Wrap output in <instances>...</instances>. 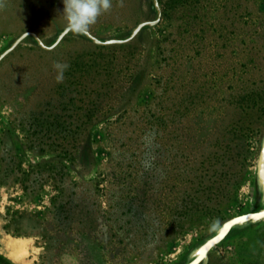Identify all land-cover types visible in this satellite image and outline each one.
I'll use <instances>...</instances> for the list:
<instances>
[{
  "label": "rangeland",
  "instance_id": "rangeland-1",
  "mask_svg": "<svg viewBox=\"0 0 264 264\" xmlns=\"http://www.w3.org/2000/svg\"><path fill=\"white\" fill-rule=\"evenodd\" d=\"M157 1L97 45L62 0H4L0 238L24 264H190L247 215L198 264H264V0ZM155 18L113 0L87 34Z\"/></svg>",
  "mask_w": 264,
  "mask_h": 264
},
{
  "label": "clouds",
  "instance_id": "clouds-1",
  "mask_svg": "<svg viewBox=\"0 0 264 264\" xmlns=\"http://www.w3.org/2000/svg\"><path fill=\"white\" fill-rule=\"evenodd\" d=\"M64 32L72 35H86L99 18L112 11L113 0H62ZM118 6L123 7V0H118ZM5 7L4 0H0V9ZM56 72L55 80L63 83L64 73L69 68L67 63L55 61L52 65ZM214 222L213 227L215 224Z\"/></svg>",
  "mask_w": 264,
  "mask_h": 264
},
{
  "label": "water",
  "instance_id": "water-1",
  "mask_svg": "<svg viewBox=\"0 0 264 264\" xmlns=\"http://www.w3.org/2000/svg\"><path fill=\"white\" fill-rule=\"evenodd\" d=\"M152 2H153V6L155 8V11H156V18L153 21L142 22V23L138 24L127 39H125L123 41L111 40V41L101 42V41L89 36L88 34H86V36L93 43H95L97 45L120 44V43L130 41L133 37H135L139 33V31L142 28H144L146 26H153V25L157 24L158 21L160 20L161 11H160V8L158 5V1L152 0ZM61 36L59 37V39L61 38ZM33 37L36 39V41L40 45V47H42L43 49H47L35 36H33ZM263 161H264V140H263L262 148H261V151L259 154V159H258V168H259V171H260V174L262 177H263V174H262V172H263ZM258 216L259 215H247V216H241V217H237V218L230 220L214 238H212L211 240H209L208 242L205 243V245L200 249L196 259L194 261H192L190 264H198L202 260V258L205 256L206 252L227 233V231L229 230V228L232 225L239 223L241 221L247 220L249 218H256Z\"/></svg>",
  "mask_w": 264,
  "mask_h": 264
},
{
  "label": "bare ground",
  "instance_id": "bare-ground-1",
  "mask_svg": "<svg viewBox=\"0 0 264 264\" xmlns=\"http://www.w3.org/2000/svg\"><path fill=\"white\" fill-rule=\"evenodd\" d=\"M0 251L17 264H24L23 255L26 251V240L3 234L0 238Z\"/></svg>",
  "mask_w": 264,
  "mask_h": 264
}]
</instances>
